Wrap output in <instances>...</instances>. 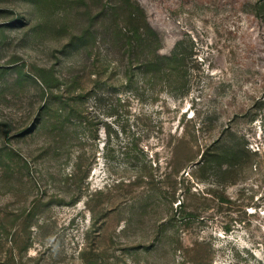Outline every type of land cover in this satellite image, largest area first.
I'll return each mask as SVG.
<instances>
[{"label":"rangeland","instance_id":"obj_1","mask_svg":"<svg viewBox=\"0 0 264 264\" xmlns=\"http://www.w3.org/2000/svg\"><path fill=\"white\" fill-rule=\"evenodd\" d=\"M115 1L0 0V259L264 264V0H138L185 95L111 50ZM226 138L235 180L198 164Z\"/></svg>","mask_w":264,"mask_h":264},{"label":"trees","instance_id":"obj_2","mask_svg":"<svg viewBox=\"0 0 264 264\" xmlns=\"http://www.w3.org/2000/svg\"><path fill=\"white\" fill-rule=\"evenodd\" d=\"M109 8L110 10L106 9L98 18L102 19L103 33L110 42L111 50L122 60H127L130 66L141 69L145 74L155 73L163 80L172 79L169 88L179 91L180 95L187 94V74L186 70L182 69L186 55L181 51L180 43L176 44L171 54L161 53V38L150 24L147 13L138 0H116ZM96 31L95 29L91 34L94 36ZM41 88L47 94L45 107L48 108L50 98L54 95L53 87L48 80L42 79ZM256 152H253L247 143L239 144L232 138H226L205 148L198 164L202 168L215 163L220 170L234 175L235 180L244 158ZM4 227L8 234V225L4 224ZM1 239L4 237H0ZM11 256V253L6 252L0 259V264H10ZM197 261L198 264H206L200 259Z\"/></svg>","mask_w":264,"mask_h":264}]
</instances>
